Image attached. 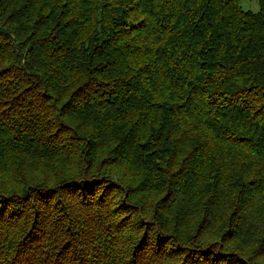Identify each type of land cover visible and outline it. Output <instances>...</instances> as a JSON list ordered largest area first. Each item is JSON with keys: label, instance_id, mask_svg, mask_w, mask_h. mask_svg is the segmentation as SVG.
Wrapping results in <instances>:
<instances>
[{"label": "trees", "instance_id": "1", "mask_svg": "<svg viewBox=\"0 0 264 264\" xmlns=\"http://www.w3.org/2000/svg\"><path fill=\"white\" fill-rule=\"evenodd\" d=\"M0 0V264H264V0Z\"/></svg>", "mask_w": 264, "mask_h": 264}, {"label": "rangeland", "instance_id": "2", "mask_svg": "<svg viewBox=\"0 0 264 264\" xmlns=\"http://www.w3.org/2000/svg\"><path fill=\"white\" fill-rule=\"evenodd\" d=\"M240 5L246 12L258 13L260 11L258 0H240Z\"/></svg>", "mask_w": 264, "mask_h": 264}]
</instances>
